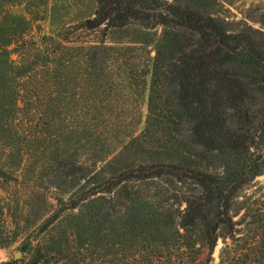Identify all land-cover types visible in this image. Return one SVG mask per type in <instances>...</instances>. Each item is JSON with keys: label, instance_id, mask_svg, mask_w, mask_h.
Masks as SVG:
<instances>
[{"label": "trees", "instance_id": "obj_1", "mask_svg": "<svg viewBox=\"0 0 264 264\" xmlns=\"http://www.w3.org/2000/svg\"><path fill=\"white\" fill-rule=\"evenodd\" d=\"M232 1L93 0V18L71 30L142 29L138 48L49 38L53 60L25 48V16L0 15V180L20 170L30 181L37 130L63 110L79 130L76 95L92 96L80 129L88 160H75L76 146L56 158L47 182L55 209L42 239L23 247L27 264H264V201L241 199L264 175V9L255 8L254 24L229 21L222 11ZM149 46L153 54L130 73L134 53ZM132 81L144 89V125L113 148L109 120L88 113Z\"/></svg>", "mask_w": 264, "mask_h": 264}, {"label": "rangeland", "instance_id": "obj_2", "mask_svg": "<svg viewBox=\"0 0 264 264\" xmlns=\"http://www.w3.org/2000/svg\"><path fill=\"white\" fill-rule=\"evenodd\" d=\"M257 7L264 9V0H234L224 4L222 14L227 20L234 22L243 20L248 16L250 23L254 24L253 21L258 20L260 15V12H253ZM95 10L96 6L93 0H14L12 3L5 2L3 4L0 8V15L6 17L25 16L31 23V28L23 39L27 43L25 48H29L30 52L40 48L41 51L51 54L49 55L51 60L56 58V55L52 54L57 50L54 42H66V38H69V41L76 45H97L103 41L105 45L116 48L125 46L138 48V45L132 42L143 37L146 32L142 29L133 28L111 32L104 30V26H100L91 31L71 30L75 24L93 18ZM154 32L159 34L161 28L152 29L149 33ZM43 36H46V39H43ZM16 44L14 42L8 49L12 50ZM152 48L149 46L145 50L134 53L137 58L131 63L130 73L141 68L146 53L151 52V55L153 54ZM11 60L18 62L17 54H12ZM132 83L134 85L130 86L127 82V86L116 88L108 94L109 98H107L110 101L99 114H94L93 111L88 113V117L98 118L99 116L102 120H109L110 127L107 132L110 136L109 143L113 148L119 146L120 142L126 140L130 134L137 135L144 125L146 116L144 89L137 87L133 81ZM70 84L72 85V83ZM117 84L121 83L117 82ZM61 89L63 91V88ZM86 98H92L91 94L76 95V99L80 101V107L76 106L73 116L77 119L73 121L74 124L77 122L79 130H75V127L73 130H69L70 122L65 123L63 119L64 110L61 112L60 118L54 112L50 114V117L55 116L56 118H54L57 119L54 126L48 130H37V141L34 144L35 147L32 148L34 157L32 158V173L29 175L30 181L24 179L20 170L14 173L13 177L0 180V205L3 208L0 217V264L5 262L27 264L32 253L31 251L23 252V247L30 243L31 248H33L38 240L42 239L43 235L38 233L40 225L55 209L56 191L51 187L48 188L47 182L53 167L57 164L56 158L59 154L64 150L68 152L70 149L69 154L73 153L72 147L76 146L78 149L75 160L87 162V155L84 153L87 147H85L82 139L84 130H80L83 119L87 115L83 109V102ZM62 99L61 97V108L65 102ZM76 99L75 102H77ZM39 135L43 137L40 138ZM36 174L40 177L38 182L33 178ZM12 178H16V181ZM68 196L69 194L64 195V200H67ZM244 197H250L252 200H259L260 202L264 201V175L257 177L249 186L245 187L241 193V199ZM33 202H35L36 208L29 211V205ZM27 210L29 211L28 214ZM221 247L222 243L219 241L213 254L215 263L218 261ZM17 252H21V254L15 258Z\"/></svg>", "mask_w": 264, "mask_h": 264}, {"label": "water", "instance_id": "obj_3", "mask_svg": "<svg viewBox=\"0 0 264 264\" xmlns=\"http://www.w3.org/2000/svg\"><path fill=\"white\" fill-rule=\"evenodd\" d=\"M19 254H21V252H17V254L15 255V258H17Z\"/></svg>", "mask_w": 264, "mask_h": 264}]
</instances>
